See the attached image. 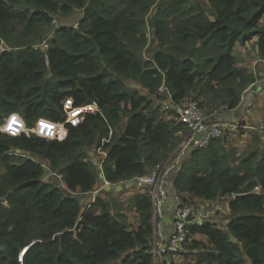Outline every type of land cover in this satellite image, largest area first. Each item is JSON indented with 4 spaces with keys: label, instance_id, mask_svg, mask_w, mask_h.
<instances>
[{
    "label": "trees",
    "instance_id": "1",
    "mask_svg": "<svg viewBox=\"0 0 264 264\" xmlns=\"http://www.w3.org/2000/svg\"><path fill=\"white\" fill-rule=\"evenodd\" d=\"M204 1L0 0V121L16 112L28 127L39 117L63 122L68 97L98 106L67 124L63 140L0 132V264H154L146 194L130 200L137 226L113 211L114 201L98 195L83 209L81 200L101 175L129 182L178 149L188 130L164 102L236 109L255 82L234 47L256 38L264 63V0ZM77 10L76 25H54ZM224 137L190 152L167 190L184 204L227 197L226 219L190 226L161 264H176L175 255L179 264H264V151L237 156ZM99 147L102 172L91 162Z\"/></svg>",
    "mask_w": 264,
    "mask_h": 264
},
{
    "label": "built area",
    "instance_id": "2",
    "mask_svg": "<svg viewBox=\"0 0 264 264\" xmlns=\"http://www.w3.org/2000/svg\"><path fill=\"white\" fill-rule=\"evenodd\" d=\"M33 47H47L46 40ZM5 49L7 47L2 42L0 51ZM171 107L174 108L172 116L174 124L185 126L188 130L187 134L182 139L178 149L165 162L157 165L151 173L135 178L136 183L134 184L137 192L146 194L151 199L154 225V236L152 239L154 244L152 243L153 249L151 252L154 258L155 256L161 258L164 252L170 254L177 252L180 246L187 240L190 226L200 225L210 220L211 215L219 211V208L214 207L210 209L203 207L198 210L192 204H184L177 195H173L176 206L172 211V228L169 236L164 238L162 232L159 231V220L162 218L163 210L169 198L167 191L169 175L177 169L190 152L207 147L212 140L223 137L229 128H241L237 122L228 125L219 121L211 122L210 118L216 114V111L209 113L203 110L193 98L187 99L181 105H171L170 102H164L162 110L167 111ZM62 109L65 113L63 122H55L44 117H39L33 127H28L25 120L18 113H9L3 116L0 121V132L9 136H20L22 134L30 136L34 134L46 140H63L67 136V124L72 126L78 125L86 114L98 111V106L95 102L77 106L74 104L73 99L68 97L63 101ZM91 154L92 164L102 172V162L107 155V151L99 147ZM101 180L102 185H100L99 189L103 188L104 182L107 183V181L103 180L102 175ZM99 189L94 192L97 193ZM92 201H94V198H92ZM90 204V202L86 203L85 207H89Z\"/></svg>",
    "mask_w": 264,
    "mask_h": 264
},
{
    "label": "crops",
    "instance_id": "3",
    "mask_svg": "<svg viewBox=\"0 0 264 264\" xmlns=\"http://www.w3.org/2000/svg\"><path fill=\"white\" fill-rule=\"evenodd\" d=\"M256 48H257L256 38L249 40V41H245L244 43L238 42L234 47V54L236 55L238 59V65L251 69V71L254 73L255 81H258L260 84H263V87H264V63H262L258 59ZM248 88L243 92L242 97H241V103L237 107L239 108L241 107L242 103L243 104L245 103L246 106H245V109H244L245 112L243 115L240 116L238 110H236L235 112L234 111L228 112L224 110L221 111L219 109L220 111L217 110L216 114L210 118V121L211 122L219 121L227 125L234 124L235 121H238L237 123H242L243 124L242 128H239V129L229 128L228 130H226V134L231 132L233 133L231 136L234 138L235 136L234 133L238 132L240 133L243 140L247 139L243 142L245 143L244 146L247 147L245 152L250 151L254 148L264 151V91L263 90H259V91L249 90L247 92ZM230 110H234V109H230ZM224 139H225V142L228 144V141H230V138L228 137L226 138L225 136ZM245 152H242V153H245ZM168 179L169 181L171 180V175L169 176ZM171 183L172 181H170V184ZM97 185L92 191V196L89 200L90 203L93 202L92 198H94L95 200L96 196L98 195L106 196V195H110L111 193H113L114 194L113 197L121 196L123 198L128 197L129 199V198H132L137 193V190L134 187V185L131 187L122 189L118 192L117 191L116 192L104 191V193H101L103 191V188L99 189L100 185H102L101 179L99 180V182H97ZM98 189L99 191L95 193L94 191ZM88 194L86 196H88ZM224 199H226V202L224 203V205L217 204L216 206H214V208H219V210L222 213L227 214L228 213L227 204H228L229 198L224 197ZM213 202H216V201H208V200L193 198L192 205L196 209L199 210L203 207H208V205H211ZM175 206H176V202L174 201L173 194H171L163 210V216L159 220L160 221L159 231L162 232L163 234L162 236L164 238H166V235L169 232V229L168 230L166 229V226H168L167 225L168 223L165 222L164 219L172 218V213H173L172 211ZM135 215L137 216L136 212H135ZM216 222H219V221H216ZM197 237L200 238V236H197ZM173 261H175L176 264H179L183 262V257L181 255H175L173 256Z\"/></svg>",
    "mask_w": 264,
    "mask_h": 264
},
{
    "label": "rangeland",
    "instance_id": "4",
    "mask_svg": "<svg viewBox=\"0 0 264 264\" xmlns=\"http://www.w3.org/2000/svg\"><path fill=\"white\" fill-rule=\"evenodd\" d=\"M164 3H168V2H171L173 0H163ZM188 1H196V0H188ZM201 5L205 6V7H208L206 2L204 0H199ZM81 15H82V12L80 10H77L75 11V13H73L72 15L66 17V18H58L56 17L55 18V22H54V25H76V23L80 20L81 18ZM155 49V42H152V40L150 41L149 45H147L145 47V49L142 51V55L143 57H150L152 52L154 51ZM233 133H228L226 134L225 133V136L226 138H230V141H228V144H227V148L228 149H232L236 152V155L237 156H240L241 154H243L242 152H245V150L247 149V147H245V143H243L245 140L242 139L240 133H234L235 136L234 138L231 136ZM242 139V140H240ZM3 172V166L0 165V175L2 174ZM46 176L48 177H52L53 175L50 176V174H47ZM54 178H56V176H54ZM56 180H60V177L58 176L56 178ZM61 181V180H60ZM59 182V181H57ZM99 182V181H98ZM61 183V182H59ZM97 185V184H96ZM99 185V184H98ZM97 185V186H98ZM92 196V192L88 194V196L85 197L84 200H81V204H82V208L84 209L85 206H86V203L89 202L90 198ZM114 194L111 193L110 195H106V196H102V198L110 201V203L112 201H114L113 203V211H117L118 213H121L123 214L125 217H126V220L132 225V226H137L138 224V220H137V217L135 215V211H134V208L132 207V203L130 202V199L132 198H129L128 197H121V196H115L113 197ZM216 202H213L211 205H208L207 209H210L212 206H216L217 204L218 205H224V203L226 202V199H224V197H221V198H218L216 200H214ZM124 202V203H123ZM211 203V202H210ZM209 203V204H210ZM198 204V203H197ZM226 213H222L220 210L217 211L216 213H214L213 215H211L210 217V220L211 221H219V223H223L224 220L226 219ZM198 238V237H197ZM154 244V242H151V248H152V245ZM153 249V248H152ZM175 262V261H174ZM162 263V260L159 256H155L154 258V264H161ZM183 263V262H182Z\"/></svg>",
    "mask_w": 264,
    "mask_h": 264
},
{
    "label": "water",
    "instance_id": "5",
    "mask_svg": "<svg viewBox=\"0 0 264 264\" xmlns=\"http://www.w3.org/2000/svg\"><path fill=\"white\" fill-rule=\"evenodd\" d=\"M256 51L258 52V48H256ZM249 90H251V91H259V90H263L264 91V87H263V84H260L258 81H255L253 84H251V86L248 88V90H247V92L249 91ZM245 103L243 104L242 103V105H241V107H239V108H236V109H234V110H230V109H228V108H221L220 110L222 111V110H224V111H228V112H230V111H236V110H238V112H239V114H240V116L241 115H243L244 114V112H245ZM219 110V111H220ZM236 122H238V121H235V123ZM92 155V154H91ZM179 169H180V165L177 167V169L176 170H174L172 173H171V181L173 182L174 181V177H175V175H176V173H178V171H179ZM48 174V173H47ZM136 183V180L135 179H133V180H131V181H129V182H121V183H118V184H110V183H105L104 182V186H103V190L104 191H114V192H118V191H120V190H122V189H125V188H127V187H131V186H133L134 184ZM168 194H169V196L171 195V194H173V192L172 191H170V190H168ZM164 221L165 222H167L168 224V226H166V229L168 230L169 229V232L167 233V235H166V238L169 236V234H170V232H171V228H172V220H171V218H165L164 219Z\"/></svg>",
    "mask_w": 264,
    "mask_h": 264
},
{
    "label": "bare ground",
    "instance_id": "6",
    "mask_svg": "<svg viewBox=\"0 0 264 264\" xmlns=\"http://www.w3.org/2000/svg\"><path fill=\"white\" fill-rule=\"evenodd\" d=\"M239 124H240V123H239ZM240 126H241V125H240ZM242 127H243V125L241 126V128H242ZM170 175H171V174H170ZM170 175H169V176H170ZM168 178H169V177H168ZM168 180H169V179H168ZM167 191H168V190H167ZM168 195H169V194H168ZM173 195H175L174 192H173ZM93 202H94V201H93ZM162 216H163V215H162ZM24 251H25V249L22 250V252H21V254H20V258H22Z\"/></svg>",
    "mask_w": 264,
    "mask_h": 264
},
{
    "label": "clouds",
    "instance_id": "7",
    "mask_svg": "<svg viewBox=\"0 0 264 264\" xmlns=\"http://www.w3.org/2000/svg\"><path fill=\"white\" fill-rule=\"evenodd\" d=\"M19 260H21V258H19Z\"/></svg>",
    "mask_w": 264,
    "mask_h": 264
}]
</instances>
